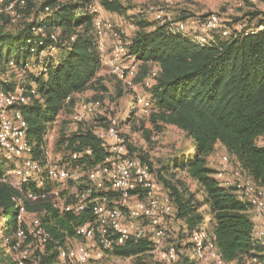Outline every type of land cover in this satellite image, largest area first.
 I'll list each match as a JSON object with an SVG mask.
<instances>
[{"label":"trees","instance_id":"obj_1","mask_svg":"<svg viewBox=\"0 0 264 264\" xmlns=\"http://www.w3.org/2000/svg\"><path fill=\"white\" fill-rule=\"evenodd\" d=\"M2 1L5 6L14 0ZM100 3L108 11H126L121 0H100ZM93 4L95 0H44L42 12L46 6L50 11L41 20L15 33H0L2 69H11L9 62L14 61L17 68L24 70L20 80L12 71V82L3 88L15 90L18 85H26L29 90H35L29 92L31 100L20 109L28 124V137L34 144L32 156L43 165L46 157L42 154V145L49 129L67 107L74 106L75 95L89 88L107 90L98 76L102 59L94 32ZM262 15L258 11L252 13L250 22ZM139 23L141 27L128 44L130 52L143 66L149 67L155 62L162 68L150 88L153 99L150 122L158 130L162 125H174L194 141L193 153L172 159L171 167L188 171L198 190H190L182 181L171 183L161 176L170 189L174 220L182 225L180 234L174 239L182 262L194 264L195 260L189 256L188 238L196 230L203 229L208 215L207 231L222 257L240 262L244 255L262 251L254 237L252 206L239 197L234 187L219 183L214 177L217 169L209 160L221 145L247 175L264 186V147L257 145L264 136V30L230 39L217 35L214 43L201 45L164 25L148 29L147 24ZM39 27L45 35L35 42L32 31ZM52 33L56 34L55 38L51 37ZM44 52L49 55L42 62L41 70L35 72L26 67L32 57L41 58ZM53 52L57 56H53ZM143 78L139 75L137 79ZM69 96L72 101L66 103ZM76 125L70 135L63 136L61 144L71 152L91 149V155L73 163L90 168L101 162L107 152L95 127L89 122ZM144 131L150 138L152 131ZM128 147L131 149L129 143ZM141 156L149 161L147 154ZM44 177L46 185L42 189L35 181L25 184L22 190L10 184L0 185L3 225L0 239H9L5 243L8 249L21 224L20 204L27 192L52 191V182L47 174ZM200 192L202 198L198 197ZM30 204L28 202L27 206ZM93 217L91 209L76 215L46 202L41 219L52 239L38 263L58 264L59 248L65 246L68 237L77 236L79 225ZM152 249L148 238H132L125 244L113 245L107 253L136 257ZM35 254L37 256L39 251ZM13 264L18 263L15 260Z\"/></svg>","mask_w":264,"mask_h":264},{"label":"built area","instance_id":"obj_2","mask_svg":"<svg viewBox=\"0 0 264 264\" xmlns=\"http://www.w3.org/2000/svg\"><path fill=\"white\" fill-rule=\"evenodd\" d=\"M184 1L161 0V5L150 9L154 12L158 24L164 25L174 33L185 35L201 45L214 43L217 35L230 39L264 30V20L252 25L247 20H239L231 26L224 23L221 13L215 12L199 20L176 21L167 8ZM250 2L256 3L257 0H250ZM26 5V0H14L3 7L9 14L20 17L21 8ZM49 11L50 7L46 6L40 20ZM92 11L95 13L94 32L102 64H106L125 85L135 87L140 61L130 52L128 43L122 35L124 31L117 29L116 24L105 19L99 8H92ZM225 13L232 15L233 8H227ZM194 28L196 31H192ZM38 29L43 30L41 27ZM51 37L55 38L56 34L52 33ZM38 40L36 38L35 42ZM2 66L0 57V150L19 161L12 170L0 173V185L10 184L22 190L25 184L35 181L42 189L46 185L45 174L51 182L57 184L77 178L78 176L72 172L73 169L68 166L61 167L50 159L48 144L53 138L51 132H48L45 144L42 145V154L47 157L45 166L39 163V159L32 156L34 144L28 137V124L20 106L31 100L29 92L33 93L35 90L34 88L29 90L26 85H18L15 90L4 89L3 86L13 80L12 71L20 76L22 74L14 61L9 62L11 69L4 71ZM26 67L30 68L28 62ZM161 70L159 63H151L149 72L141 81L142 85L150 89ZM21 71L24 72L23 69ZM71 101L72 96H69L66 103ZM138 103L144 114L152 112L151 96L140 98ZM103 108L101 99L75 101L72 122L74 124L89 122L97 117ZM126 126V122L118 124L115 120H110L105 132L96 131L107 152L104 159L86 171L88 183L74 189L71 192V200L62 199L58 206L62 211L76 215L91 209L94 216L92 220L77 227L76 237L67 238L72 242L71 244L59 248L58 264H92L95 260L103 259L113 245L125 244L132 238H148L153 246L152 250L163 264H184L176 243L168 240L170 220L175 212L172 199L168 193L161 194L159 191L153 176L152 164L130 153L128 138L123 130ZM257 145L264 147V136L257 141ZM91 153L89 148L73 151L70 161L78 162ZM232 161L229 153L222 154L221 167L217 169L214 177L221 185L234 187L239 197L252 206L254 237L262 247V251L254 255L246 254L240 262L225 260L207 231L210 217L206 216L203 229L196 230L192 236L197 256L193 257L190 251L189 256L193 260L209 261L214 264H264V186L247 175L240 165L233 167ZM83 167V165H76L74 169L82 170ZM133 196L135 200L131 202ZM46 197L47 193L30 190L21 201V224L15 233V241L9 245V250L17 254L18 264H27L33 250V254L39 250L35 258L40 259L41 255L46 253L47 244L52 239L51 233L40 216L25 218L28 212L27 203L44 201ZM3 241L8 243L9 239L5 238Z\"/></svg>","mask_w":264,"mask_h":264},{"label":"rangeland","instance_id":"obj_3","mask_svg":"<svg viewBox=\"0 0 264 264\" xmlns=\"http://www.w3.org/2000/svg\"><path fill=\"white\" fill-rule=\"evenodd\" d=\"M44 0H29L26 7L21 8V16L15 17L13 14H9L4 11V2L0 0V33H15L26 29L34 21L40 20L42 17V3ZM126 7V11L123 13L108 11L100 3V0H95L92 8H99L101 15L116 24V28L123 30L122 33L125 41L130 44L133 37L136 35L138 29L141 27L139 21L148 25V29L154 28L159 25L155 19L154 12L150 9L157 5H161V0H121ZM233 8V14L227 15L226 9ZM167 11L175 18L174 20H199L205 15L210 13H221L224 19V23L233 25L239 20H247L250 22L251 14L258 11L262 13L253 19L250 24H257L264 16V0H257L256 3L250 2V0H185L183 3H178L174 6L167 8ZM249 14V15H248ZM247 15V16H246ZM228 20V21H227ZM34 38L42 37L45 35V31L38 28H34L32 31ZM56 53L53 52V56ZM49 55L48 52H44L41 58L38 56L32 57L28 63L30 69L38 72L42 69V61ZM149 67L143 66L142 62H139V75L146 76L149 72ZM15 73V71L13 72ZM21 76L18 74V78L24 76V72L20 70ZM11 76V75H10ZM98 76L101 78V83L107 88L104 90L100 88H89L84 92L75 95V101H88L94 99H101L103 101L104 108L102 112L93 118L89 123L90 126L95 127L96 131L105 132L110 120H115L116 123L122 124L126 122L127 126L123 128L124 133L128 138V143L131 146L129 149L132 155H136L142 158L141 154H147L148 159L153 166V176L158 184L161 194L170 192L169 187L161 178L163 176L171 183L178 184L180 181L186 184V186L193 191L198 190V185L189 175L188 171L177 169L172 166V159L181 157L184 155H190L194 151V141L188 137V135L182 129L166 124L162 125V129L158 130L150 122V114H144L139 106V99L147 96H151V90L142 85L141 80L135 79V87H129L124 84L115 74H113L106 64H102L101 71ZM13 77V74H12ZM100 87V84H97ZM152 97V96H151ZM153 101V99H152ZM74 106L67 107L65 111L61 113L59 119L51 126L49 132L53 134V138L49 143V157L54 162H57L59 166L70 167L75 175H79L77 178H81L86 182V171L89 167L84 169L74 170L73 162L70 161L71 151L63 144L61 140L64 135H70L76 128V124L72 122V114ZM108 121V123H107ZM144 125V128L142 127ZM145 129L151 130L150 138L146 136ZM221 145L218 146L215 154L213 155L214 163L211 164L216 167V163L221 161V155L228 153L227 151H221ZM133 149V150H132ZM219 157V159H218ZM232 166H236V161L232 159ZM16 158L10 157L6 152L0 150V171L7 172L16 167ZM47 157L45 159V164ZM41 165L42 162L39 161ZM45 166V165H43ZM219 169L221 164L217 166ZM77 169V168H76ZM45 179V178H44ZM74 180V179H73ZM81 181V182H82ZM51 192H47V197L44 201L31 202L28 206V212L25 214L26 219H30L34 216L42 217L43 206L46 202L53 203L56 207L59 206L64 195L70 191V193L78 188L79 183L74 181H66L64 183H53ZM203 193L200 192L198 197L202 198ZM135 200L133 196L131 202ZM210 217V215H208ZM174 220L170 224V236L168 240L174 242V239L178 237L181 232L180 221ZM264 223V220H263ZM3 232L2 218L0 214V238ZM188 250L193 257L197 256V250L192 237L188 238ZM38 250V249H35ZM39 251V250H38ZM34 253V250H33ZM32 253L31 259L27 264H39L35 259L36 254ZM17 254L10 251L5 247V243L0 239V264H13L16 260ZM92 264H163L158 258L156 253L151 250L145 254L136 257H118L110 253H106L105 257L101 260H95ZM194 264H214L209 261L195 260Z\"/></svg>","mask_w":264,"mask_h":264},{"label":"crops","instance_id":"obj_4","mask_svg":"<svg viewBox=\"0 0 264 264\" xmlns=\"http://www.w3.org/2000/svg\"><path fill=\"white\" fill-rule=\"evenodd\" d=\"M192 31H196L195 30V28H194V30H192ZM60 116H61V114H60ZM59 116V117H60ZM59 119V118H58ZM221 151H226L225 150V148L222 146L221 147ZM214 159H216V158H214V156H211V158H210V163L211 164H213L214 163ZM218 159H219V157H218ZM220 164V159H219V162H217L216 163V168H218L217 166ZM85 167H83V169H84ZM74 170H76V169H74ZM77 176H79V175H77ZM70 181H74L75 183H79V186H81V187H83V186H85L88 182H87V178L85 179V181L86 182H84V181H82V179L81 178H75L74 180L73 179H69ZM68 180V181H69ZM82 181V182H81ZM71 193H70V191H68L63 197H64V199L66 200V201H70L71 200ZM177 222V221H176ZM173 223V216H172V218H171V220H170V224H172ZM179 223H181V222H179ZM72 242H70V241H68V240H66V243H65V246L66 245H68V244H71Z\"/></svg>","mask_w":264,"mask_h":264}]
</instances>
